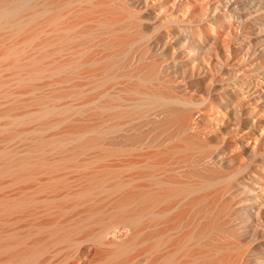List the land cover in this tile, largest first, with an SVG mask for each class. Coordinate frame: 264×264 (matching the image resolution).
<instances>
[{
  "label": "rangeland",
  "instance_id": "374dc122",
  "mask_svg": "<svg viewBox=\"0 0 264 264\" xmlns=\"http://www.w3.org/2000/svg\"><path fill=\"white\" fill-rule=\"evenodd\" d=\"M59 3L55 5L56 9L54 5L52 6L55 10L52 9L53 11H49V14L46 12L47 15H39L34 19L37 23L40 20L44 22V19L47 21L53 19L47 22L49 24L46 29L44 28L45 33L42 32V26H44L42 24H46V21L38 24L42 29L37 28L38 25L33 26L36 22L31 21V25L36 28L32 27V29L35 30L29 31L31 28L29 23L27 25L30 26L29 28L26 26L25 30L16 31V34L12 35L13 38L7 36L8 38L4 37L5 40L2 39L3 42H0V55L9 51V55L6 54L7 57L0 58L1 65L8 62L12 64L17 59L20 63L25 53H29L27 54L29 56L34 53V58L38 60L41 57L39 61L34 59L39 63L30 60V63H35L34 66L29 64L32 67H38L41 62L50 63L49 61L52 60L56 62V59L60 58L62 62L58 63L68 65V68L75 59H79L76 63L73 62L75 65L71 64L68 70L63 65V69H58L54 71L55 73L47 72V76L43 74L34 79L31 77V80L26 78L19 82L16 80L9 82L11 79L8 77L7 81H5L6 78L3 80L5 76L12 74L13 67L9 71L5 70L6 74L5 71L1 74L3 78H0V163L5 162L9 157L11 159L28 155L26 157L28 158L30 154H35L33 159L36 157L34 160L36 162L41 160V163L37 164L31 158L36 164L34 167L44 166L38 169L39 173L36 175L27 177L26 174L30 173L33 165L27 163V161L31 162L30 155L28 160L23 161L26 162L23 165L24 169L23 166L18 168L21 170L20 173L15 169L11 173L10 170L0 173V201H7L8 204L3 212L6 222L3 225L0 224L3 235L7 236L13 231L24 235L32 223L36 221L46 223V220L56 214L48 212L47 215L42 214L39 218L37 215L35 218L25 212L26 214H22L24 216H20L18 212L25 208L27 211L30 208L24 200L28 202L32 198L58 195L80 187L96 186L102 179H110L109 168L114 162L120 165L119 177L128 176L141 168L139 164L144 159L143 152L156 151L158 148L183 142L181 138L184 134L165 142L159 138L162 134L160 131L165 128L167 132H164V136L171 132H178L174 124L161 128L142 127L125 135L124 129L132 131L138 123L144 121L134 120L124 128L122 127L123 129L107 133L91 149L76 157L71 156L68 161V158L60 154V149L58 152H52L54 154L41 150V143L50 135L59 133L64 127L89 128L100 124L101 126L98 127L101 131V129L107 130L116 122L129 121V119H111L110 114L114 110L98 108L106 101H119L115 99L122 95L125 98L132 97L123 90L148 88L161 91L162 88L163 92L169 90L170 93L182 95L186 102L193 103L190 113L193 119L191 126L195 129L197 125L201 131L204 130L205 133H201L204 136L206 134L207 139L203 140L199 137L191 144L183 142L189 148L181 146L178 150H174L177 151L176 155H167L166 168L181 169L182 164L178 162L174 165L172 159L178 160V157L184 155L189 154L193 160H196L201 155L209 158L221 152L222 148L226 149L223 145L224 141L218 134L224 133L223 138L228 141V134L232 133L237 124H242L239 132L241 134L236 132L233 136L239 138L241 136L242 141L248 140L253 133V136L264 135V89L260 80L255 78L258 62L255 58L248 59L241 54L246 39L233 38L230 35L229 42L233 54L230 60L224 61L226 54L220 39H205L199 35V22L207 16L209 20L214 21L216 27L221 28L224 35L230 33L225 24L222 23L220 26L214 13L215 5L223 2H216V0H71L65 2L62 0ZM217 6L221 7V5ZM37 29L42 30V33L39 34ZM195 42H199V46L195 47ZM46 51H48L47 54ZM195 51L200 53L199 60L201 56L206 59L208 67L191 73L189 62ZM93 57L98 59L96 63ZM89 58L94 61L88 60ZM64 59L72 62L67 61V64ZM16 62L14 66L19 65ZM193 62L198 63V60ZM30 66L28 68H31ZM18 67H21V64ZM18 67L16 69L22 68ZM16 69L14 68L16 74L23 72L21 70L18 72ZM193 81L199 84L212 83L215 89L220 90L221 95L208 100L203 99L202 92L192 95L189 85ZM84 104L87 105L82 106ZM61 113H70L72 119L64 123L44 125L45 122L59 118ZM216 120L220 122L222 120L223 129L214 131L213 124ZM95 132L96 130L89 133L90 136L95 135L93 134ZM188 132H191V129ZM124 136L127 137L125 140H123ZM32 148H36L37 152L29 151ZM237 155H239L236 157L237 160L232 161L234 164L226 159L222 163L221 171L225 173L234 169L235 164L244 167L252 162L250 169L243 171L240 176L253 179L256 185L251 183L253 186L250 185V187L261 193L262 189L264 190V159H253L251 153L242 144L239 145ZM37 157L41 159L37 160ZM53 157L57 160L61 159V162L56 160L55 163ZM160 157H153L152 160L159 161ZM16 172L22 176L26 173L25 177L20 178ZM172 173L180 178L177 172ZM252 194L246 190L243 192L242 199L235 191L233 209L237 216L248 212L246 205L253 203ZM18 203L24 205L15 209L11 207L12 204ZM96 205L92 204L90 211H97ZM101 215L98 213L96 217ZM18 216L22 218L14 222L15 217ZM84 216L85 214L80 213L79 216H75V221L81 220ZM260 218L261 224L259 223L256 227L259 236L262 231L264 232V208L261 209ZM55 227L59 228V226ZM76 228L81 235L89 229L83 226L81 228L76 226ZM126 232L125 227L118 226L115 231L107 235V238L126 239ZM237 234L235 246H241L246 252L243 258L247 259L249 262L247 264H256L254 258L258 253H252L255 250L256 241L253 237L250 240L249 236L242 232ZM88 245V242H84L80 246L83 249ZM224 248L227 251L226 246ZM230 248L228 246L230 253L236 252L234 248L231 250ZM55 249L57 251L48 252L43 257H51L54 263L59 262L64 252L61 250V245ZM226 251H223V255ZM235 252L233 255L236 254ZM227 253L226 259L231 255ZM139 257L138 260H144L143 257L140 259ZM225 258L224 260L227 261ZM224 260L222 264H226ZM68 263L77 264L73 260H69Z\"/></svg>",
  "mask_w": 264,
  "mask_h": 264
},
{
  "label": "bare ground",
  "instance_id": "6f19581e",
  "mask_svg": "<svg viewBox=\"0 0 264 264\" xmlns=\"http://www.w3.org/2000/svg\"><path fill=\"white\" fill-rule=\"evenodd\" d=\"M61 1L0 0V42H3L2 39L5 40L4 37L8 38L7 36H9L10 38L14 33L16 34V31L25 30L31 21L32 23L35 21V17L43 16L46 12L49 14L55 10L57 8L55 5H59ZM67 1L71 0H65V2ZM216 2H223L216 4L214 8L218 22L220 26L222 23L225 24L224 26L228 28L230 33L224 35L221 28L216 27L214 21L209 20L207 16L199 22V35L205 39H220L222 49L226 54V60L224 61L230 60L231 54H233L229 42L230 35L233 38L244 37L246 40L241 54L248 59L255 58L258 62L256 67L258 72L255 74V78L260 80L264 89V0H216ZM53 5L55 9L52 7ZM217 5H221V7L219 8ZM230 18H233V21ZM51 20L44 19L46 24L41 20L38 23L35 21L36 24L33 26L36 27L38 24L44 23L42 24L45 26H42L43 29L41 25L37 27H41L43 30L37 29L40 34L41 31L44 32L47 24H49L47 22H51ZM33 26L31 25L30 30H27H35L36 28ZM32 27L35 29H32ZM197 46H199V42H195V47ZM69 50L67 49V51ZM8 52H6L7 55H9ZM47 53L48 51H46ZM3 54L1 55L4 57L0 55L1 59L7 57L5 52ZM27 54L29 53H25L23 59L20 60L23 63H18L19 60L17 59L12 60V64L8 62V64L1 65L2 62L0 61V75L5 70L9 71L12 67L14 71V68L16 69L20 64L22 68L18 67L21 69H16V71H23L21 74L12 71V74L9 72L11 75L8 74V76H5L7 73L5 71V77L3 78L1 75L0 78H3V80L6 78L5 81L9 78L11 79L9 82L15 80L19 82L21 79L23 81L26 78L31 80V77L34 79V77L47 72L53 71L55 73L54 71L61 69L63 65L66 66L58 63L62 62L60 58H55L57 63L52 60L49 61L50 63L41 62L40 65L36 64L38 67H32L30 65L34 66L35 63H30V60L35 59L34 53L30 56ZM199 54L195 51L191 63L189 62L191 73H195L196 70L202 71L208 67L203 56L199 60ZM90 59L92 62L94 61L92 58L88 60ZM35 60L33 62H36ZM39 60H41V57ZM76 60L73 62L76 63L79 59ZM97 60L95 58L94 62L96 63ZM197 60L198 63L194 64L193 61ZM67 61L65 60L68 64L69 61ZM15 62L19 65L14 66ZM73 62L71 64L75 65ZM29 66L31 68H28ZM145 89L123 90V92L131 94L132 97L125 98L122 95L124 98L119 96L118 99H115L119 100L117 102L106 101L98 106L102 110H114L110 114L111 119H129V121L116 122L107 130L101 129V131L98 127L101 126L100 124L89 128L70 129L64 127L59 133L50 135L48 139L42 142L41 150L52 153L58 152L60 149V154L64 158H68V161L71 156L76 157V155L91 149L107 133L120 130L134 120L144 121L138 123L136 127L134 126L135 128L132 131L124 129V134L142 127L161 128L168 124H174L178 132H173L174 134L171 132L164 136V132H167L166 128L160 131L162 134L159 135V138L162 142L177 138L180 134H184L181 140L186 144H191L199 137H202L203 140L207 139V135L204 136L201 133H205L204 130L201 131L197 125L195 129L191 126L193 120L190 114L192 102H186L182 95L170 93L169 90H167L168 93L163 92L162 88L161 91ZM189 90L192 95L202 92L205 100L215 98L216 95L220 94V90L215 89L212 83L199 84L193 81L189 85ZM85 105L87 104L82 106ZM71 117L70 113H61L59 118L45 122L44 125L64 123L71 120ZM240 124H237L233 130L231 129L232 133L228 134V141L224 140V133L218 134L224 141L223 145L226 149L222 148V151L215 153L214 156L208 158L206 155H201L193 160L192 156L188 154L178 157V160L172 159L174 165L178 162L182 164L179 170L176 167L166 168V157L175 154L177 151L174 150H178V147L185 146L189 148L183 142L174 146L158 148L156 151L143 152L144 159L139 164L141 168L131 172L128 176L119 177L120 165L114 162L109 168L110 179H102L96 186L80 187L76 190H67L58 195L32 198L28 202L24 200L25 203L30 205V208L27 211H25V208L18 212L20 216L27 213L29 216L39 218L42 214L44 216L49 212L50 214H58V217L55 214L53 215L54 218L51 215L52 218L48 219L49 221L46 220V223L38 221L32 223L24 235L13 231L5 236L0 230V264H71L68 263L69 260H73L77 264H222L227 256L228 246L234 248L236 252L231 251L230 253L228 251L231 255L228 256L229 258H225L227 260H224L226 264H247L249 262L246 258H243L246 252L242 250L241 246H235V239L238 238L237 232L248 235L250 240L252 237L254 238L256 247L252 253H258L254 261L256 264H264V232L262 231L259 236L256 229L259 223L261 224L260 213L261 209L264 208V190L262 189L261 193L254 190L255 188H251L250 185H256V182L251 178L245 179L240 176L243 171L250 169L252 162L244 167L235 164L234 169L225 173L221 171L222 163L226 159L230 163L235 159L237 160L236 157L239 156L237 153L241 144L251 153L253 159H264V135L253 136V133L252 136H248V140L242 141L240 140L241 136L240 138L233 136L234 133L240 132L242 127V124ZM213 126L215 131L223 129L224 125L222 120L221 122L216 120ZM190 129L191 132H188ZM95 130L96 132L93 133L95 135L90 136L89 133ZM125 137L123 140H125ZM29 151L36 153L37 149L32 148ZM30 155V159L29 157L26 158L28 155L26 157H12L11 159L9 157L5 162L0 163V173H6L9 170L11 173L14 169L15 171L19 170L20 173L21 170L18 168L26 164L23 161L29 159L31 162L27 161V163L33 164L30 173L23 172L24 176H22L16 172V175L19 174L20 178L25 177V174L28 175L27 177L36 175L44 166L40 164V166H43L42 168L39 165L38 168H36L37 166L34 167L35 163H41V158L37 157V160L40 158V161L36 162L34 160L36 157L33 159L35 154H33L34 156ZM161 155L162 157H160ZM156 156L160 157L161 160L153 161L152 158ZM53 159L54 162L57 160L56 157H53ZM57 161L61 162V159ZM172 172H177L180 178ZM246 190L253 193L251 196L253 203L246 205L248 212L237 216L233 209L235 191L243 199V192ZM92 204H97V211H90ZM23 205V203H18L12 204L11 207L15 209ZM7 207V201H0L1 225L6 222L3 212ZM80 213L85 214V216L81 220L75 221ZM98 213L102 215L96 217ZM20 216L15 217L14 222L22 218ZM55 226H59V228ZM76 226H79V228L82 226L88 227L89 229L81 235L77 232ZM118 226L126 228L127 238L108 239L107 235L115 231ZM84 242H88L89 245L82 249L80 245ZM59 245H61V250L64 252L59 262L54 263L51 257H43L48 252L57 251L55 248ZM224 246H226L227 251ZM223 251H226L224 255ZM234 252L236 254L233 255ZM138 257L139 259L143 257L144 260L140 261Z\"/></svg>",
  "mask_w": 264,
  "mask_h": 264
}]
</instances>
